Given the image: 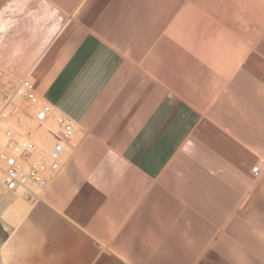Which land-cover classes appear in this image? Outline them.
I'll return each mask as SVG.
<instances>
[{
  "label": "crops",
  "instance_id": "1",
  "mask_svg": "<svg viewBox=\"0 0 264 264\" xmlns=\"http://www.w3.org/2000/svg\"><path fill=\"white\" fill-rule=\"evenodd\" d=\"M0 68L75 126L17 264H264V177L187 166L204 113L264 95V0H3Z\"/></svg>",
  "mask_w": 264,
  "mask_h": 264
},
{
  "label": "rangeland",
  "instance_id": "2",
  "mask_svg": "<svg viewBox=\"0 0 264 264\" xmlns=\"http://www.w3.org/2000/svg\"><path fill=\"white\" fill-rule=\"evenodd\" d=\"M2 1L0 0V5ZM215 1L217 7L224 8V0H185V6L203 9L208 8L209 4L215 6ZM256 36V31L249 33L250 43ZM22 80L23 78L14 77L0 68V107L11 97L20 105H27L18 93ZM255 92L254 89L242 97L233 96L232 111L214 112L213 118L216 119L217 125L209 121L210 113H204L198 142L194 144L193 150H190L191 155L187 163L189 173H192L193 168L200 171L226 167L251 170L260 166L264 177V95H257ZM246 107L248 110H242ZM40 190L35 188L36 193ZM28 205L30 200L21 194L6 192L0 185V264H17V258L7 240Z\"/></svg>",
  "mask_w": 264,
  "mask_h": 264
},
{
  "label": "built area",
  "instance_id": "3",
  "mask_svg": "<svg viewBox=\"0 0 264 264\" xmlns=\"http://www.w3.org/2000/svg\"><path fill=\"white\" fill-rule=\"evenodd\" d=\"M18 93L27 105L11 97L0 107V185L12 194H30L47 188L61 171L75 126L38 95L31 75ZM252 172L262 175L260 166Z\"/></svg>",
  "mask_w": 264,
  "mask_h": 264
}]
</instances>
